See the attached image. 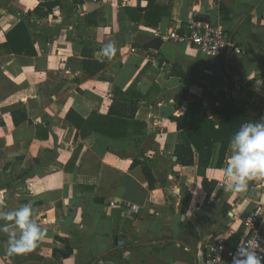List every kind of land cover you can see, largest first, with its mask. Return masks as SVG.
<instances>
[{
    "label": "crops",
    "instance_id": "1",
    "mask_svg": "<svg viewBox=\"0 0 264 264\" xmlns=\"http://www.w3.org/2000/svg\"><path fill=\"white\" fill-rule=\"evenodd\" d=\"M158 1L161 19L152 28L126 10H144L146 0H0V210L31 202L43 229L34 248L14 254L8 233L18 230L0 231V264H207L210 241L235 247L249 233L244 218L264 202V181L226 191L229 152L216 167L218 146L206 170L196 161L177 164L174 147L187 138L170 117L184 113L187 102L176 95L187 90L205 107L219 105L223 93L245 115L264 118V0ZM20 20L34 56L3 47ZM195 22L220 26L244 53L145 46L153 30L182 32ZM109 42L115 54L103 57ZM90 61L103 66L92 72ZM112 100L137 105L134 118L124 119L139 125L122 138L96 132L99 121L80 136L66 119L69 111L105 116ZM17 108L25 119L15 123ZM204 177L216 182L210 194Z\"/></svg>",
    "mask_w": 264,
    "mask_h": 264
},
{
    "label": "trees",
    "instance_id": "2",
    "mask_svg": "<svg viewBox=\"0 0 264 264\" xmlns=\"http://www.w3.org/2000/svg\"><path fill=\"white\" fill-rule=\"evenodd\" d=\"M147 5L144 10L126 9L141 15L142 24L147 27L156 28L161 19L162 5L158 0H146ZM48 9L56 5V2L45 3ZM133 17V16H131ZM6 41L3 47L8 54H20L25 56H34L36 54L29 31L24 20H20L6 34ZM89 63V62H88ZM88 63L83 64L84 69L89 70ZM94 65L92 72L99 71L103 64L97 61H90ZM89 68V69H87ZM222 100L219 105L214 104L203 106L202 102L188 94L187 90H182L176 95V99H182L187 102V107L182 115L171 116V120L176 123L178 130H181L186 138V143L177 144L174 147L173 155L175 162L181 166H190L195 161L198 167L206 170L211 165L214 149L218 146V154L215 166L221 167L225 161L227 144L229 138L238 130L239 126L246 121H259V117L245 115L240 107L233 105L231 101L225 99L221 93ZM137 111L135 103H123L112 100L109 110L105 116L98 117L93 115L88 119L78 117L73 111H69L66 119L71 122L79 131L80 136H85L86 126L99 121V127L96 132L103 135L122 138L125 135L123 131L127 126L139 125V123L128 122L126 119L134 118ZM15 123L25 119V113L17 108L12 112ZM126 118V119H124ZM134 163V162H133ZM149 188L153 187L154 178L151 171L142 167ZM201 186L207 194H210L216 186L214 180H208L204 177ZM61 256H68L70 250L66 249Z\"/></svg>",
    "mask_w": 264,
    "mask_h": 264
},
{
    "label": "clouds",
    "instance_id": "3",
    "mask_svg": "<svg viewBox=\"0 0 264 264\" xmlns=\"http://www.w3.org/2000/svg\"><path fill=\"white\" fill-rule=\"evenodd\" d=\"M112 42L102 48V56L111 58L115 54ZM101 62H103L101 60ZM229 157L223 166L221 185L226 191L240 193L247 189L250 181H264V118L259 121H246L229 138L227 144ZM31 202L15 211L0 210V231L8 227L18 231L9 234V254L29 251L34 248L43 235V229L32 219ZM264 252V249H259ZM220 259V258H219ZM231 264H264V255L258 254L250 242L238 245L232 255Z\"/></svg>",
    "mask_w": 264,
    "mask_h": 264
},
{
    "label": "built area",
    "instance_id": "4",
    "mask_svg": "<svg viewBox=\"0 0 264 264\" xmlns=\"http://www.w3.org/2000/svg\"><path fill=\"white\" fill-rule=\"evenodd\" d=\"M151 33L162 42L189 46L207 57L230 58L234 55L241 56L244 53L242 47L232 41L220 26L209 23H191L182 32L171 28L164 31L153 30ZM260 221H264V202L257 204L245 216L244 225L248 227L249 233L241 243L250 242L253 248H257L258 254L264 255V252L259 251V249H264V230L260 229ZM238 245L230 247L223 241H210L206 247L207 264H231L232 255L236 252Z\"/></svg>",
    "mask_w": 264,
    "mask_h": 264
},
{
    "label": "water",
    "instance_id": "5",
    "mask_svg": "<svg viewBox=\"0 0 264 264\" xmlns=\"http://www.w3.org/2000/svg\"><path fill=\"white\" fill-rule=\"evenodd\" d=\"M202 14V13H201ZM205 22H207V19H205ZM162 41L156 37H154L153 39H150L145 46L149 47L151 49H157L160 45H161ZM175 160V157H174Z\"/></svg>",
    "mask_w": 264,
    "mask_h": 264
}]
</instances>
